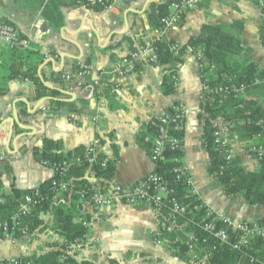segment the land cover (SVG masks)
I'll use <instances>...</instances> for the list:
<instances>
[{
	"label": "crops",
	"instance_id": "obj_1",
	"mask_svg": "<svg viewBox=\"0 0 264 264\" xmlns=\"http://www.w3.org/2000/svg\"><path fill=\"white\" fill-rule=\"evenodd\" d=\"M48 1L0 0V21L12 23L19 34L45 55V62L38 68L44 85L59 89L64 95L60 101H78L84 109L72 113L63 108L53 113L51 99H37L36 87L30 80L20 76L10 78V66L14 63L10 46L0 44L3 188L10 190L16 185L29 190L53 177V171L42 167L33 157L34 149L43 147L44 139L60 142L63 151L68 152L87 148L96 138L102 140L101 153L114 164L113 181L133 186L155 170L150 153L138 142L141 131L174 106H181L185 111L181 163L192 180L193 193L216 217H229L235 222L264 220L263 205L253 206L241 196H227L219 180L209 173L211 159L203 144L201 120V106L207 95L201 66L193 53L188 52L184 64L178 66L177 89L170 96L162 93L164 73L160 67L141 64L127 77L112 73L115 64L134 47L154 40L184 46L191 38L198 37L205 25L233 23H243V30L238 31L243 45L252 50V60L264 69V45L259 38L261 7L246 1L210 0L190 12L181 26L159 33L147 20L150 3L159 0H115L100 14L84 8L61 7L66 22L59 30L44 17ZM38 28L42 31L40 35L36 34ZM117 42L121 45L112 48L111 44ZM74 61L90 62L82 80L85 85H96L100 93L97 98L91 97L87 89L79 90L67 81L58 85L52 80L56 74L70 71ZM14 69L19 70L18 65ZM106 83L112 85L107 98L103 93ZM240 154L247 170L258 168L252 156L244 151ZM160 226L161 218L147 204L107 208L89 228L90 236L76 259L91 264H196L190 257L182 259L174 249L155 243L154 233ZM56 239L47 232L38 233L35 239H0V260L43 254Z\"/></svg>",
	"mask_w": 264,
	"mask_h": 264
},
{
	"label": "trees",
	"instance_id": "obj_2",
	"mask_svg": "<svg viewBox=\"0 0 264 264\" xmlns=\"http://www.w3.org/2000/svg\"><path fill=\"white\" fill-rule=\"evenodd\" d=\"M177 0L152 1L147 10L148 24L153 30L161 27V19L169 12V6ZM210 0H206L208 3ZM235 2H251L261 7L262 22L259 27V38L264 45V0H233ZM115 0H49L45 5L44 17L56 29L64 27L66 17L60 10L61 7L84 8L92 14H100L106 8L113 5ZM3 24L14 25L8 21H0ZM15 28V27H14ZM17 30V29H16ZM243 30V23L205 25L198 37L191 38L184 46L159 40L152 41L156 50V62L148 65L160 67L164 76L161 84L163 95L170 96L177 89L178 66L184 64L188 52L193 53L201 66V79L206 93V102L201 106V120L204 123L203 144L211 159L209 173L219 180V183L227 196H241L245 202L253 206H264V155L249 152L258 163L254 171L247 170L240 155L230 163L222 157L220 149L215 143L214 122L221 120L225 128L234 134L242 143H247L259 136L264 144V69L252 60V50L245 48L238 31ZM127 38V36H124ZM28 40L19 34V41ZM120 42L112 43V48H117ZM142 44L141 46H145ZM139 47V46H138ZM134 47L132 52L137 50ZM11 63L10 78L20 76L30 80L36 87L37 99H51L50 105L53 113L66 108L69 112L80 113L84 109L78 104L62 102L64 95L59 89H51L44 85L38 76V68L45 62V55L40 53L37 45L29 43L27 48L10 46ZM70 71L65 70L55 75L52 79L56 84L65 83V76H70L79 90H88L91 97L100 95L95 84L85 85L78 80L83 71L82 65H90L89 61H74ZM19 67L15 70L14 67ZM140 66V65H139ZM138 66V67H139ZM104 82L101 80V83ZM60 87V86H59ZM58 87V88H59ZM112 85L106 83L103 87L104 95L108 96ZM98 91V92H97ZM169 112H172L171 110ZM1 122V118H0ZM159 119L153 120L141 131L138 142L143 145L150 155L153 149V139L159 135ZM169 136L179 139L182 145L184 130L181 132H168ZM247 148V146H246ZM87 148L79 147L72 151L64 152L60 142L44 139L41 149H34V157L40 163L61 164L63 162L74 163L78 158H85ZM183 148L172 150L166 145L164 157L155 167V173L163 178L168 188L174 193L169 198H176L181 204L187 206V212L180 216L183 224L182 233H179L181 242L174 246L175 254L182 259H189L188 247L185 245L186 233H192L200 239H207L206 243L197 244L199 252L210 253L207 264H264V239H249V244L239 248L235 247L238 235L223 225L220 221H214L217 228L225 229L230 234L227 243L217 241L205 230V224L213 221L205 220L207 208L192 191L185 178L178 179L175 170L181 165ZM108 158L103 153L92 166L88 164H72L65 174L55 172L52 178L44 181L38 187L21 190L13 185L10 190H5L0 182V220L10 222L13 215L20 212L26 195L34 190L40 192L39 203L33 206L26 216L19 219L20 226L15 230L14 239H21L20 227L28 229L30 238L35 239L40 232L55 235L56 240L48 244L49 250L40 255H31L17 258L18 264H91L87 261L76 259L79 250L83 248L84 241L90 231L82 224L76 222L81 215V209L85 200H89L94 192V185L90 181L89 172L99 181L100 189H105L114 179L115 167L111 160L106 167L101 164ZM177 159V160H176ZM179 159V161H178ZM177 161V162H176ZM61 184L69 188L67 192L56 194ZM169 206V205H168ZM169 208L167 207V210ZM179 231V232H180ZM176 235L171 234L169 238ZM0 239H5L0 232ZM216 246V249H212ZM67 255V259L62 257ZM0 264H8V260H0Z\"/></svg>",
	"mask_w": 264,
	"mask_h": 264
},
{
	"label": "built area",
	"instance_id": "obj_3",
	"mask_svg": "<svg viewBox=\"0 0 264 264\" xmlns=\"http://www.w3.org/2000/svg\"><path fill=\"white\" fill-rule=\"evenodd\" d=\"M202 0H177L173 2L169 7V12L164 16L160 23L159 33H163L172 28L180 26L183 17L190 11L195 10ZM36 34H42L40 28L36 29ZM0 41H4L11 46H18L27 48L29 46V40L19 41V33L11 25L3 24L0 22ZM157 54L156 50L151 43H147L145 46H139L137 50L130 52L121 58L112 70V73L119 77H127L133 74L137 67L141 64H152L156 62ZM83 70L78 80H81L90 69L88 65H82ZM65 81L71 83L74 88L78 86V82H73L70 76L64 77ZM97 85H101L100 81H97ZM46 111V109H43ZM172 112H167L159 118L160 128L158 137L154 138L153 149L151 154V160L155 167L159 160L164 157L166 145L169 144L172 150L183 148V145L179 139L171 138L168 134L169 131L181 132L185 126V111L181 106H174L171 109ZM216 131L214 133L215 143L220 149L222 157L227 163H230L236 156L241 155L244 151L249 154L253 152L259 156L264 155V144L261 142L260 137H254L247 143H242L238 138L230 133L224 126L221 120L214 122ZM102 140L96 138L88 147L85 158H78L75 164H89L94 165L98 160L99 154H101ZM247 146V148H246ZM177 160V159H176ZM4 161V157L0 156V163ZM109 158L104 159L101 166L106 167ZM179 161V159H178ZM177 162V161H176ZM71 162H64L62 165L50 164L53 173L60 172L65 174V171L72 166ZM43 165L45 163H42ZM175 172L178 174V179L185 178L187 183L192 186V180L189 177L188 171L184 166H179ZM91 183L95 186L94 192L89 200H85L81 209V217L78 218V223L82 224L84 228H90L93 224L97 223L101 217V214L107 209L118 204L126 205H140L147 204L151 206L161 218V226L154 233V241L159 246H166L168 249H174V246L181 242V237L178 235L182 233L181 229L183 224L180 222V216L187 212V206L181 204L176 198H169L174 190L167 187L163 178L154 172L141 179L133 186L127 187L110 181L105 189H100L99 181L92 172L90 177ZM68 187L66 184H61L56 194L67 192ZM38 197L40 192L34 190L31 194L26 195L24 198V204L18 214L12 216L11 221L3 222L0 220V232H3L5 238L14 239L16 228L20 226L19 219L21 216H26L33 206L39 203ZM169 205V206H168ZM167 207L169 208L167 210ZM215 217V218H213ZM212 222L205 224V230L209 232L217 241L227 243L230 240V234L227 230L217 228L214 221H220L229 228L232 233H237L238 240L235 244L236 248L249 244L248 240L252 238L264 239V220L256 222L240 221L235 222L229 217H216L213 212L207 209L205 214V220L212 219ZM181 230V231H180ZM180 231V232H179ZM19 233L21 238L30 239V234L27 228L20 227ZM175 234L174 238H169V235ZM185 245L188 247V252L192 262L200 264L206 262L210 253H201L197 247L199 242L206 243L207 239H200L192 233H186ZM216 249V246L212 248ZM17 259V258H16ZM16 259L8 261V264H18ZM63 260L67 259V255L62 257Z\"/></svg>",
	"mask_w": 264,
	"mask_h": 264
},
{
	"label": "rangeland",
	"instance_id": "obj_4",
	"mask_svg": "<svg viewBox=\"0 0 264 264\" xmlns=\"http://www.w3.org/2000/svg\"><path fill=\"white\" fill-rule=\"evenodd\" d=\"M206 0H202L201 1V3L200 4H202V3H204ZM176 2V1H175ZM199 4V5H200ZM198 5V6H199ZM170 7V6H169ZM194 11V10H193ZM190 12H192V11H190ZM190 12H188L184 17H183V19H182V21H181V23H180V26L182 25V23H183V21H184V19L186 18V16L190 13ZM173 29V28H172ZM159 30V29H158ZM171 30V29H170ZM0 44H2V45H7V46H11V45H9V44H7L6 42H4V41H0ZM132 52V51H131ZM33 157H34V154H33ZM77 160V159H76ZM75 160V161H76ZM48 162H46L44 165L42 164V163H40L39 162V164L42 166V167H44V168H47V169H50V170H52L51 169V165H49V164H47ZM64 163V162H63ZM63 163H61V164H57V165H62ZM24 164V163H23ZM89 165V164H88ZM89 166H91V165H89ZM67 171V170H66ZM55 173H53V175H54ZM89 174V177H91V174H92V172H89L88 173ZM68 187V186H67ZM69 188L70 187H68V190H69ZM76 222H78V219L76 220ZM88 230H90L89 228H88ZM234 234H237V233H234ZM16 234H14V236H15ZM88 236H90V235H88ZM11 239V238H10ZM21 239H24V240H27V239H25V238H21ZM21 239H19V240H21ZM17 240V239H16ZM222 243V242H221ZM9 260H12V259H9ZM8 260V261H9Z\"/></svg>",
	"mask_w": 264,
	"mask_h": 264
},
{
	"label": "water",
	"instance_id": "obj_5",
	"mask_svg": "<svg viewBox=\"0 0 264 264\" xmlns=\"http://www.w3.org/2000/svg\"><path fill=\"white\" fill-rule=\"evenodd\" d=\"M65 57V56H64Z\"/></svg>",
	"mask_w": 264,
	"mask_h": 264
}]
</instances>
